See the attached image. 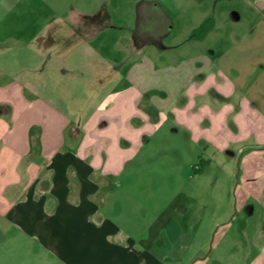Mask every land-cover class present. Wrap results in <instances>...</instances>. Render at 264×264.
I'll list each match as a JSON object with an SVG mask.
<instances>
[{
  "label": "crops",
  "instance_id": "obj_1",
  "mask_svg": "<svg viewBox=\"0 0 264 264\" xmlns=\"http://www.w3.org/2000/svg\"><path fill=\"white\" fill-rule=\"evenodd\" d=\"M132 40L130 64L109 79L93 77L98 89L113 85L84 118L74 111L69 120L31 82L0 81V264H182L195 248L179 200L149 222L147 201L134 193L143 184L137 161L179 148L175 139L159 145L161 136L206 146L222 140L231 114L241 135L259 137L264 36L217 60L198 53L168 65L153 63ZM212 91L238 98L213 109ZM168 121L175 128L163 129Z\"/></svg>",
  "mask_w": 264,
  "mask_h": 264
},
{
  "label": "rangeland",
  "instance_id": "obj_2",
  "mask_svg": "<svg viewBox=\"0 0 264 264\" xmlns=\"http://www.w3.org/2000/svg\"><path fill=\"white\" fill-rule=\"evenodd\" d=\"M259 33L258 0H0V81L31 82L69 120L74 111L84 118L113 85L98 89L93 77L114 76L131 63V38L153 63L168 65L251 49ZM210 94L213 109L238 98ZM260 126L259 137L241 135L231 114L222 140L206 146L161 136L159 145L174 146L175 139L179 148L148 151L137 161L143 184L134 193L147 201L149 222L176 200L189 209L182 228L196 246L182 264H264L263 120ZM164 128L175 127L168 121Z\"/></svg>",
  "mask_w": 264,
  "mask_h": 264
}]
</instances>
